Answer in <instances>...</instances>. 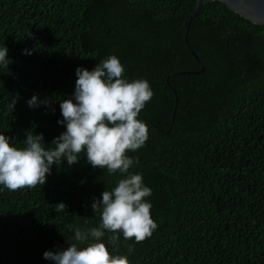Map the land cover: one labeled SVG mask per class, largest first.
Wrapping results in <instances>:
<instances>
[{"label":"trees","instance_id":"trees-1","mask_svg":"<svg viewBox=\"0 0 264 264\" xmlns=\"http://www.w3.org/2000/svg\"><path fill=\"white\" fill-rule=\"evenodd\" d=\"M195 5L0 0L9 58L0 64V132L11 146L23 147L33 132L54 147L64 130L58 102L71 96L75 68L91 70L114 54L126 78H144L152 90L138 114L147 139L126 154L135 158L128 171L151 188L157 227L138 242L118 233L112 243L106 231L110 254L129 264H264V26L205 2L187 33L204 70L180 74L200 70L183 40ZM33 94L47 106L29 107ZM79 155L71 166L53 165L43 185L0 191V264H52L42 253L67 247L66 225H99L93 198L127 173L109 174Z\"/></svg>","mask_w":264,"mask_h":264},{"label":"clouds","instance_id":"clouds-1","mask_svg":"<svg viewBox=\"0 0 264 264\" xmlns=\"http://www.w3.org/2000/svg\"><path fill=\"white\" fill-rule=\"evenodd\" d=\"M8 49L0 46V64L9 60ZM21 54H31L22 49ZM119 58L109 54L89 70L77 66L71 96L58 102L64 130L51 141L54 147L45 148L42 133L28 134L24 146H11L9 137L0 132V191L43 185L46 174L61 161L71 166L80 153L93 167L107 169L109 174L127 173L110 190H103L98 199L93 198L90 207L99 212L100 223L96 227L81 228L71 224L66 227L73 233L67 247L55 251L45 250L42 257L52 264H129L127 255L111 253L101 237L111 233L108 239L114 243L117 234L124 239L141 241L157 227L150 217L151 188L144 184L139 172L128 169L135 158L126 151H135L147 139V124L138 118L140 110L152 97V90L144 78L129 80ZM15 98L9 101V107ZM29 107L47 101H38L33 94L26 100ZM55 109H53L54 111ZM61 208L64 203H58ZM131 252V248L128 249Z\"/></svg>","mask_w":264,"mask_h":264},{"label":"water","instance_id":"water-1","mask_svg":"<svg viewBox=\"0 0 264 264\" xmlns=\"http://www.w3.org/2000/svg\"><path fill=\"white\" fill-rule=\"evenodd\" d=\"M207 1H218L222 3L225 7H227L232 12L239 15L241 18L260 26H264V0H196V5L194 10L189 15L187 21L184 23V34L183 40L185 47L193 57V59L197 62L200 66V70L198 71H183L180 74H195L199 75L202 74L204 68L201 65V62L197 55L192 51L190 48L188 41H187V33L190 26L191 21L197 15L198 11L202 7V5ZM174 114V113H173Z\"/></svg>","mask_w":264,"mask_h":264}]
</instances>
